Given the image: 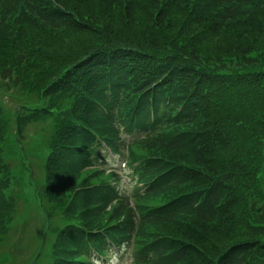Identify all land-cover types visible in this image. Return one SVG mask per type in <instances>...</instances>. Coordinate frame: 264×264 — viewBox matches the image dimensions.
Here are the masks:
<instances>
[{"label":"trees","instance_id":"1","mask_svg":"<svg viewBox=\"0 0 264 264\" xmlns=\"http://www.w3.org/2000/svg\"><path fill=\"white\" fill-rule=\"evenodd\" d=\"M72 1L0 0V79L42 101L14 127L0 106V241L7 136L52 118V264H264V0ZM108 151L143 183L134 202L95 182Z\"/></svg>","mask_w":264,"mask_h":264},{"label":"rangeland","instance_id":"2","mask_svg":"<svg viewBox=\"0 0 264 264\" xmlns=\"http://www.w3.org/2000/svg\"><path fill=\"white\" fill-rule=\"evenodd\" d=\"M69 3L71 4V1ZM135 16L136 21L139 20L140 23V14ZM136 21L135 25L138 26L139 23ZM163 26L166 31H177L168 24ZM247 41L253 47H257L256 40L252 35ZM41 103L42 101L36 100L34 94L12 87L0 79V106L13 127L19 114L22 112L23 115L30 113L26 107L30 109L40 107L42 106ZM21 107H25L22 112ZM52 123H54L52 118L37 120L26 127L20 140L13 132L12 135H8L3 146L4 160L10 167V186L7 189V194L15 199L17 207L10 231L0 241V264H52V244L58 231L67 224L59 212L51 217V213L48 214L44 210L43 202L37 196L39 194L37 191L44 180V165L49 151L46 146V139L52 134ZM135 152L139 155L145 153L144 150L136 149ZM112 164L121 170L120 190L123 193H132L134 181L129 175L128 166L119 158L112 160ZM99 168L103 167H95L93 170ZM114 176L115 174L106 169L105 173L95 182H110ZM263 179L264 177H262L264 184ZM132 201L134 202L133 199ZM117 254V257L112 256L110 258V264L131 263L128 253Z\"/></svg>","mask_w":264,"mask_h":264}]
</instances>
